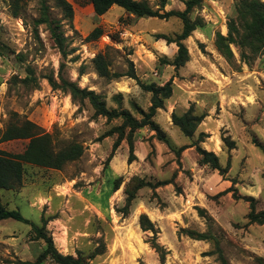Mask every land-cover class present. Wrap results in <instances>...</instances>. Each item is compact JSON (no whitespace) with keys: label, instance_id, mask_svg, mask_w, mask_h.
<instances>
[{"label":"rangeland","instance_id":"rangeland-1","mask_svg":"<svg viewBox=\"0 0 264 264\" xmlns=\"http://www.w3.org/2000/svg\"><path fill=\"white\" fill-rule=\"evenodd\" d=\"M67 1L73 18L62 21L63 31L68 48L75 50L63 58L46 27L34 25L38 0H28L17 17L8 0H0V129L10 121L29 120L50 136L54 150L70 142L83 147L78 159L59 170L25 163L21 184L0 190L2 203L38 227L43 217L56 249L73 256L79 251L89 264H161L149 242L152 233L139 227L141 213L157 228L156 242L166 251L163 264H220L217 247L229 264H264V224L248 223V203L240 197L253 196L256 210H264V154L252 142L264 145V51L245 63L231 45L234 60L229 63L214 46L215 33L226 35V22L236 16V0H201L193 8L190 19L198 18L203 26L185 40L189 60L178 69L167 63L176 45L156 36L178 34L180 19L137 18L117 5L96 16L88 0ZM146 1L159 7V0ZM47 2L53 16L61 18L53 1ZM183 9L182 0H167L160 12ZM95 26L103 33L85 39ZM98 53L111 72L123 75L99 76L92 61ZM130 72L146 84L172 80V94L154 121L175 149L206 133L201 147L213 151L222 166L229 158L227 173L200 165L194 146L177 156L148 126L134 131L135 160L127 163L128 146L122 140L107 162L117 134H102L121 119L95 115L87 100L74 101L45 79L62 76L101 95L108 108L127 109L140 118L138 110L147 111L151 93L125 75ZM234 82L237 88L228 93ZM172 104L205 114L193 138L172 124ZM223 138L234 141V148L229 151ZM27 143L12 139L0 142V149L20 153ZM134 176L169 183L136 190L125 211V189L133 190ZM232 181L238 197L226 191ZM182 229L208 238H192ZM44 247L30 224L10 218L0 222V264H33ZM41 264L56 263L46 258Z\"/></svg>","mask_w":264,"mask_h":264},{"label":"trees","instance_id":"trees-1","mask_svg":"<svg viewBox=\"0 0 264 264\" xmlns=\"http://www.w3.org/2000/svg\"><path fill=\"white\" fill-rule=\"evenodd\" d=\"M28 0H8L9 10L13 17L20 14ZM54 7L60 9L62 17H54L51 13L50 6L47 0H38V15L34 20V25H44L48 31L51 39L58 48L63 58L72 53L75 49L68 48L69 43L63 31V20L70 22L73 18V8L67 0H52ZM92 5L93 12L96 16L105 14L111 6L117 5L121 7L124 12L132 14L137 18L142 17H157L160 19H167L169 17H176L182 23L181 31L172 38L158 35L157 38H163L167 43H174L177 47L176 53L171 61L167 62L175 69L182 67L189 60V53L185 40L191 35L197 27H201L202 21L198 18L190 19L189 14L194 7L200 5L201 0H182L184 4L183 10H168L160 12L165 6L167 0H159V7L154 9L148 4L146 0H88ZM236 16L229 18L226 22V35L216 32L214 36V46L216 51L224 57L227 62L234 60V54L231 45L239 49V57L242 62L249 63L258 54L264 51V1L261 0H236L234 2ZM103 33L100 26H95L85 37L87 40L98 38ZM94 69L101 77L117 78L123 74L111 72L108 69V62L104 55L98 53L93 58ZM63 64V63H62ZM61 64V65H62ZM129 77L135 79L140 87L151 93L150 105L147 111L138 110L140 118L134 115L127 109L108 108L102 99L101 95L96 94L93 90L81 88L76 82L68 80L59 76L57 81L54 76H45L49 86L54 90H62L70 94L74 101L87 100L97 116L105 117L108 121L112 119H121L118 126H114L102 134V137L117 134L116 139L112 143L111 152L108 155L107 162L111 160L115 150L122 140L127 142L128 156L127 163H131L136 159L134 154V131L148 126L151 131L155 132V138L166 144L171 148L177 156L187 147L195 148L198 155V163L200 165H207L212 170H218L222 175L227 173L230 168V159H227L225 166L219 163V157L213 152L201 147L200 143L204 141L208 135L204 132H199L196 139L189 145H183L177 149L170 144L169 138L165 131L161 129L159 124L154 121V116L157 111L164 106V100L168 99L172 94V80L169 79L163 85H156L152 83H143L138 80L137 76L130 72ZM15 115V114H14ZM205 114H195L192 106L181 114L172 112L171 121L181 134L187 138H193L198 126L202 122ZM128 129V132H125ZM12 139H28L25 149L20 153H10L0 149V190L12 189L21 184L23 165L25 163L33 164L40 167L51 169H61L66 163L78 159L83 154V147L77 142H70L64 147L54 150L51 146L50 136L48 134L40 133L39 128L29 120L10 121L8 125L0 129V142ZM224 144L230 151L234 148V141L229 138H223ZM256 147L264 154V145L256 139L252 141ZM131 181L134 182L133 190L128 187L125 189L126 204L125 211L131 204L134 198L135 191L148 186L155 189L158 186L168 184L169 181L151 182L143 180L138 176H134ZM234 181L232 185L226 190L233 191V196H236V188H234ZM119 187L115 184L114 190ZM248 203V213L246 215L248 223L264 224V210H256L257 200L253 196H240ZM128 211L124 213L127 215ZM14 219L31 225L32 231L37 238L44 240L45 247L37 256L33 264H41L46 258H49L56 264H89L78 251L76 256L72 254H62L54 246L51 236L45 231V221L41 217L42 226L38 227L32 224L28 219L24 218L17 209H8L2 203L0 195V222L5 219ZM138 224L142 231H150L152 237L149 240L151 247L159 255L160 263L163 264L166 251L156 242L157 228L154 223L148 218L145 213H141L138 217ZM188 236L204 240L208 238L205 233L193 232L191 230L182 229ZM217 253L220 264H229V262L222 255L220 249L217 247Z\"/></svg>","mask_w":264,"mask_h":264},{"label":"crops","instance_id":"crops-1","mask_svg":"<svg viewBox=\"0 0 264 264\" xmlns=\"http://www.w3.org/2000/svg\"><path fill=\"white\" fill-rule=\"evenodd\" d=\"M111 8H112V6H111ZM111 8H110V9H111ZM221 34L225 35L224 32H222V30H221ZM235 87L237 88V85H236V83L234 82L233 84H231V85L229 86V88H228L229 90H228L227 92L229 93V92L231 91L230 89H233V88H235ZM231 93H232V92H231ZM175 94H176V93H174V95L172 96V97H173L172 99H175V97H174ZM187 102H188V100H187ZM176 103H177V101H176ZM172 106H173V108L171 109V112L176 111V110H178V109H181V111H183V112L185 111V109L183 108V106H181L182 108H178L179 105H175V104H172ZM202 121H203V120H202ZM201 123H202V122H201ZM201 123H200V124H201ZM205 149H206V148H205ZM114 159H115V158H114Z\"/></svg>","mask_w":264,"mask_h":264}]
</instances>
